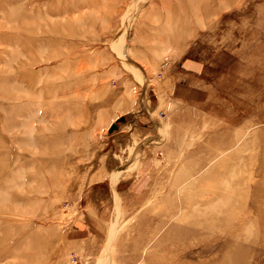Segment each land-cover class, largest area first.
<instances>
[{
	"label": "rangeland",
	"instance_id": "1",
	"mask_svg": "<svg viewBox=\"0 0 264 264\" xmlns=\"http://www.w3.org/2000/svg\"><path fill=\"white\" fill-rule=\"evenodd\" d=\"M211 1L0 0V264H264V0Z\"/></svg>",
	"mask_w": 264,
	"mask_h": 264
},
{
	"label": "bare ground",
	"instance_id": "2",
	"mask_svg": "<svg viewBox=\"0 0 264 264\" xmlns=\"http://www.w3.org/2000/svg\"><path fill=\"white\" fill-rule=\"evenodd\" d=\"M199 1H202V0H199ZM204 1H205V0H204ZM207 1H208V0H207ZM210 1H211V0H210ZM218 1H219V0H218ZM220 1H222V0H220ZM227 1H228V0H227ZM243 1H244V0H243ZM211 2H212V1H211ZM213 2H214V1H213ZM223 2H225V1L223 0ZM223 2H222V3H223ZM231 2H232V1H231ZM231 2H230V3H231ZM235 2H236V1H235ZM183 3H184V2H183ZM183 3H181V4H183ZM192 3H193V2H192ZM197 3H198V2H197ZM202 3H204V2H201V4H202ZM206 3H207V2H206ZM222 3H221V4H222ZM232 3H233V2H232ZM195 4H196V3H195ZM204 4H205V3H204ZM211 4H212V3H211ZM223 4H224V3H223ZM223 4H222V5H223ZM185 5H186V4H185ZM185 5H183V6H185ZM191 5H192V4H191ZM226 5H227V6H231V4L229 5V4H227V3H226ZM179 6H180V5H179ZM193 6H194V5H193ZM223 6H225V4H224ZM223 6H222V7H223ZM215 7H216V6H215ZM192 8H193V7H192ZM216 8H217V7H216ZM224 8L226 9V8H229V7H224ZM214 9H215V8H214ZM214 9H213V10H214ZM225 9H224V10H225ZM182 10H183V9H182ZM182 10H180V11H182ZM196 10H197V9H196ZM201 10H202V9H201ZM211 10H212V9H211ZM213 10H212V11H213ZM224 10H223V11H224ZM220 11H221V10H220ZM218 12H219V11H218ZM178 13H179V12H178ZM195 13H196V12H195ZM38 14H39V13H38ZM218 14H219V13H218ZM195 15H196V14H194V16H195ZM199 15H200V14H199ZM187 17H188V16H187ZM194 18H196V17H194ZM180 19H181V18H180ZM187 19H188V18H187ZM204 19H205V18H204ZM181 20H182V19H181ZM195 22H197V18H196ZM198 25H199V24H198ZM198 25H197V26H198ZM199 26H200V25H199ZM166 31H167V30H166ZM191 67H193V69H194V68H195V65H194V66L191 65ZM232 98H233V97H232ZM241 106H242V105H241ZM192 123H193V122H192ZM195 124H197V123H195Z\"/></svg>",
	"mask_w": 264,
	"mask_h": 264
},
{
	"label": "crops",
	"instance_id": "3",
	"mask_svg": "<svg viewBox=\"0 0 264 264\" xmlns=\"http://www.w3.org/2000/svg\"><path fill=\"white\" fill-rule=\"evenodd\" d=\"M133 107V106H132ZM150 116H151V113H150ZM132 117H135V116H132ZM116 130H117V127H116Z\"/></svg>",
	"mask_w": 264,
	"mask_h": 264
},
{
	"label": "water",
	"instance_id": "4",
	"mask_svg": "<svg viewBox=\"0 0 264 264\" xmlns=\"http://www.w3.org/2000/svg\"><path fill=\"white\" fill-rule=\"evenodd\" d=\"M112 127H115V125H112Z\"/></svg>",
	"mask_w": 264,
	"mask_h": 264
}]
</instances>
